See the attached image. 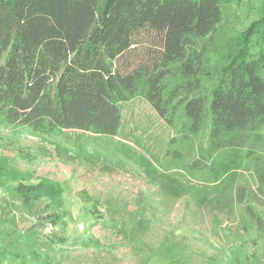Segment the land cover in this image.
I'll return each instance as SVG.
<instances>
[{
    "label": "rangeland",
    "instance_id": "374dc122",
    "mask_svg": "<svg viewBox=\"0 0 264 264\" xmlns=\"http://www.w3.org/2000/svg\"><path fill=\"white\" fill-rule=\"evenodd\" d=\"M263 10L264 0L222 8L199 42L211 74L167 121L144 82L119 104L113 135L14 127L0 114V264H264V126L217 147L209 121L193 133L179 104L209 98Z\"/></svg>",
    "mask_w": 264,
    "mask_h": 264
},
{
    "label": "trees",
    "instance_id": "16d2710c",
    "mask_svg": "<svg viewBox=\"0 0 264 264\" xmlns=\"http://www.w3.org/2000/svg\"><path fill=\"white\" fill-rule=\"evenodd\" d=\"M232 1L0 0L4 122L113 135L119 104L133 98L141 82L145 101L167 121L174 101L197 92L210 76L199 42ZM216 75L209 98L179 104L193 133L208 120L209 142L231 147L233 136L264 126V10ZM170 80L178 81L170 87Z\"/></svg>",
    "mask_w": 264,
    "mask_h": 264
}]
</instances>
